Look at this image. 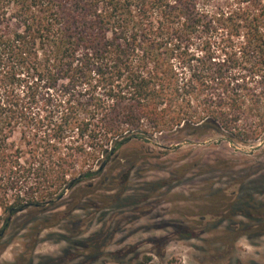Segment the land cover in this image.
<instances>
[{"label": "trees", "instance_id": "trees-1", "mask_svg": "<svg viewBox=\"0 0 264 264\" xmlns=\"http://www.w3.org/2000/svg\"><path fill=\"white\" fill-rule=\"evenodd\" d=\"M213 134L263 138L264 0H0L5 228L78 191L71 217L80 194L129 178L133 142ZM251 202L237 209L258 212L247 225L262 235L264 203Z\"/></svg>", "mask_w": 264, "mask_h": 264}, {"label": "rangeland", "instance_id": "rangeland-1", "mask_svg": "<svg viewBox=\"0 0 264 264\" xmlns=\"http://www.w3.org/2000/svg\"><path fill=\"white\" fill-rule=\"evenodd\" d=\"M128 155L137 158L129 178L80 194L69 218L78 191L6 228L0 207V264H264V234L247 225L262 224L250 211L261 216L237 209L251 196L264 203V135L242 143L213 134L169 149L133 142Z\"/></svg>", "mask_w": 264, "mask_h": 264}, {"label": "water", "instance_id": "water-1", "mask_svg": "<svg viewBox=\"0 0 264 264\" xmlns=\"http://www.w3.org/2000/svg\"><path fill=\"white\" fill-rule=\"evenodd\" d=\"M69 188H70V186H69ZM69 188H68V189H69Z\"/></svg>", "mask_w": 264, "mask_h": 264}]
</instances>
